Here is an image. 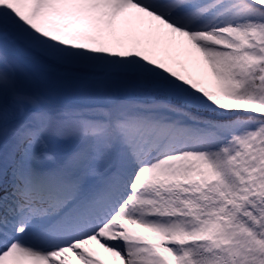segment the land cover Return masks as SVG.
<instances>
[{
    "label": "snow or ice",
    "instance_id": "6c2138e0",
    "mask_svg": "<svg viewBox=\"0 0 264 264\" xmlns=\"http://www.w3.org/2000/svg\"><path fill=\"white\" fill-rule=\"evenodd\" d=\"M0 264H264V0H0Z\"/></svg>",
    "mask_w": 264,
    "mask_h": 264
},
{
    "label": "rangeland",
    "instance_id": "374dc122",
    "mask_svg": "<svg viewBox=\"0 0 264 264\" xmlns=\"http://www.w3.org/2000/svg\"><path fill=\"white\" fill-rule=\"evenodd\" d=\"M22 71L28 73L29 89L45 97L52 105L76 106L91 102V98L81 93L70 77L30 67H24Z\"/></svg>",
    "mask_w": 264,
    "mask_h": 264
}]
</instances>
